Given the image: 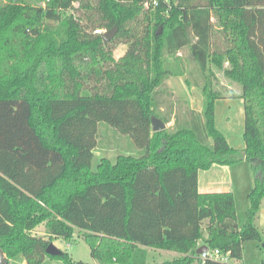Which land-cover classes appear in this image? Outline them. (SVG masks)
I'll return each mask as SVG.
<instances>
[{"label": "trees", "instance_id": "obj_1", "mask_svg": "<svg viewBox=\"0 0 264 264\" xmlns=\"http://www.w3.org/2000/svg\"><path fill=\"white\" fill-rule=\"evenodd\" d=\"M113 27L106 45L94 34ZM117 43L126 50L115 61ZM184 50L196 66L188 77ZM219 74L240 94L223 92ZM181 77L199 92L201 112H173L181 102L170 100L166 81ZM221 99L243 102L241 151L215 128ZM152 117L173 124L152 132ZM99 123L128 136L137 154L93 165ZM242 161L254 183L239 227L233 195L199 194L197 176ZM262 202L264 0H0V249L7 261L78 264L45 253L52 239L69 243L77 234L100 264H126L137 247L177 254L162 264H239L247 242H258L264 255L255 224ZM40 225L48 238L33 234ZM202 246L235 263L199 260Z\"/></svg>", "mask_w": 264, "mask_h": 264}, {"label": "rangeland", "instance_id": "obj_2", "mask_svg": "<svg viewBox=\"0 0 264 264\" xmlns=\"http://www.w3.org/2000/svg\"><path fill=\"white\" fill-rule=\"evenodd\" d=\"M45 2L43 3V5ZM103 31V30H101ZM105 31H103L104 33ZM113 47V46H112ZM126 50V46L121 44H116L112 50V58L115 61H118L122 58L124 52ZM186 66V76H189V73H196V66L192 56L188 53L187 50H184L179 55ZM226 67V64L225 66ZM218 76L219 87H223V92L225 90H231V92H236L240 94V88L231 83L228 79L223 78L220 74ZM185 77L181 78H171L166 81V86L172 91L173 97L170 99L171 101L180 100V105L173 108V112L176 114L179 112V115H182V111L186 108H190L196 112H201L202 110V98L197 90L194 88H188L184 84ZM169 100V102H170ZM184 103V104H183ZM221 106H229L230 110L227 113V107L222 108ZM238 106L242 107L241 101L238 99L232 100H218L215 101L214 105V116L216 121V129L224 135L228 144L236 151H241L244 149V139H243V115L242 112L237 114L239 111ZM242 110V109H241ZM231 117L229 120L226 119V116ZM173 124V121L166 125V128L170 127ZM97 134H98V146L93 152V165L98 163L101 158H106L108 160L114 161V159L118 155H136L137 151L134 148L131 140L128 136H123L115 132L112 128L108 127L104 123H99L97 126ZM248 164V163H247ZM246 161L239 162L233 167V171L235 172L236 181H240L242 183L244 179V175L247 176L246 171L240 170V166H247ZM251 176H253L252 170L250 168ZM245 182V181H244ZM247 183V182H245ZM239 186V185H238ZM240 194V192H238ZM237 194V208L236 211L240 216V224H242V211L244 209L245 199L241 194ZM263 204V202H262ZM259 212V211H258ZM259 216V213L257 214ZM256 216V219H257ZM206 222L203 223V228ZM255 224L259 229L260 238L264 241V226L261 227V224ZM35 236L48 238L45 236V228L43 225H40L33 232ZM77 235V234H76ZM75 235V239L72 242H66L62 239H52V244L59 249L61 252L67 254L74 262L78 264H100L95 259L90 256V251L85 242H83L80 238H77ZM258 242H247L243 245V258L239 264H259L260 262H264V255L262 250L259 248ZM158 252L150 251L149 249H144L142 247H137L136 252L133 253L132 258L126 264H156L158 263ZM20 256H17L12 259L11 264H20ZM164 260H168V258L164 257ZM157 261V262H156ZM47 262V261H46ZM25 263V262H24ZM26 264V263H25ZM53 264H60L59 262H53ZM162 264V263H161Z\"/></svg>", "mask_w": 264, "mask_h": 264}, {"label": "crops", "instance_id": "obj_3", "mask_svg": "<svg viewBox=\"0 0 264 264\" xmlns=\"http://www.w3.org/2000/svg\"><path fill=\"white\" fill-rule=\"evenodd\" d=\"M221 100H232V99H221ZM238 100H240V99H238ZM240 101H241L242 107L240 108V106H238L239 111L237 112V114H239V117H240L241 112L243 115V102H242V100H240ZM221 107L222 108L227 107V110H228L227 113L230 110L229 106H221ZM230 118L231 117H229V115L226 116V119L229 120ZM214 124H215V128H217L215 116H214ZM243 126H244V115H243ZM242 162L244 163V161H242ZM235 165H232V166L213 165L211 168H209L206 171H199L198 176H197V190H198L199 194L231 193L234 197V200H235V210L237 208V194H239L238 192H240L241 196H243V198L246 200L245 204H244V209L242 211V224L239 223L240 222V216L238 215V212L236 211L237 224L239 227H241L245 221V213L248 209V202L246 199V195L249 192V190L252 188L253 183H254V179H253V176H251L250 166H249V164H247V166H245V167L240 166V170H242V171L245 170L247 173V176L244 175V179H243L242 183L238 180L236 181L235 172L232 170ZM244 181L247 183H245ZM258 213H259V216H257L256 223H258V221H259V224H261V227H263L264 226V202H263V204L260 205ZM142 248L149 249V248H145V247H142ZM136 250H137V248H136ZM136 250L134 252H136ZM149 250L154 251L155 253L158 252L157 254H155L158 257V260H157L158 263H156V264H161V263L166 262V261H171L177 256V254H175V253L167 252V251H163V250H155V249H149ZM164 257L168 258V260L163 261ZM11 261L12 260H9L8 264H11ZM20 264H25L23 259L20 260Z\"/></svg>", "mask_w": 264, "mask_h": 264}, {"label": "water", "instance_id": "obj_4", "mask_svg": "<svg viewBox=\"0 0 264 264\" xmlns=\"http://www.w3.org/2000/svg\"><path fill=\"white\" fill-rule=\"evenodd\" d=\"M116 27H113L112 29L105 31L101 35V41L104 45L108 44L113 38L115 37L116 34ZM160 31V30H159ZM165 124L161 122V120L152 117L151 118V130L152 132H159L165 129ZM207 247L202 246L198 248L196 251L197 255H200L202 252L207 251ZM45 253L51 257H59L63 255V252H61L59 249H57L52 243H49L45 249ZM0 264H8V261L3 253V251L0 249Z\"/></svg>", "mask_w": 264, "mask_h": 264}, {"label": "built area", "instance_id": "obj_5", "mask_svg": "<svg viewBox=\"0 0 264 264\" xmlns=\"http://www.w3.org/2000/svg\"><path fill=\"white\" fill-rule=\"evenodd\" d=\"M155 4V2H153ZM94 34L96 35H102L103 31L101 30H95ZM199 260H212L220 263H235L233 259L230 258L229 254H223L218 250H209L202 252L200 255H198Z\"/></svg>", "mask_w": 264, "mask_h": 264}]
</instances>
